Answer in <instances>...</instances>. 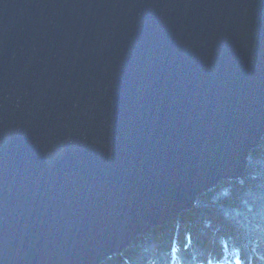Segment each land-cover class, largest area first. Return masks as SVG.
<instances>
[{"label": "water", "instance_id": "95a60500", "mask_svg": "<svg viewBox=\"0 0 264 264\" xmlns=\"http://www.w3.org/2000/svg\"><path fill=\"white\" fill-rule=\"evenodd\" d=\"M263 134L264 0H0V264H100Z\"/></svg>", "mask_w": 264, "mask_h": 264}, {"label": "trees", "instance_id": "16d2710c", "mask_svg": "<svg viewBox=\"0 0 264 264\" xmlns=\"http://www.w3.org/2000/svg\"><path fill=\"white\" fill-rule=\"evenodd\" d=\"M100 264H264V134L238 179L219 181Z\"/></svg>", "mask_w": 264, "mask_h": 264}]
</instances>
